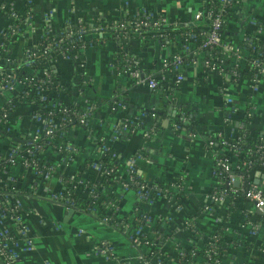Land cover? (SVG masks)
<instances>
[{
    "label": "crops",
    "instance_id": "crops-1",
    "mask_svg": "<svg viewBox=\"0 0 264 264\" xmlns=\"http://www.w3.org/2000/svg\"><path fill=\"white\" fill-rule=\"evenodd\" d=\"M28 2L32 13L22 18L20 31L11 39L7 53L12 61L43 35H58L69 21L86 25L99 17L112 21L147 10L190 24L196 22L194 14L202 8L201 0H0V44L1 31L12 22L8 9L23 11ZM234 2L226 23L229 36L235 42L243 37L264 39V0ZM82 37L96 41L81 48L75 57L58 52L53 66L66 87V94L61 97L91 110L83 124L69 127L64 136L41 153L64 179L37 176L20 164L0 177V200L8 197L19 202L31 241L13 264H148L141 256L148 248L132 244L124 230L103 218L104 211L87 212L54 197L64 191L67 179L74 181L77 194H87L86 182L96 180L101 173L91 162L96 161L95 141L100 138L117 153L122 176L127 175L128 164L133 160L144 179L174 183L170 196L155 193L141 204L142 211L153 218L143 225L146 234L153 235L152 226L157 219L164 226V240L157 248L165 264H177L180 249L193 243V230L184 224L188 220L203 233L222 229L231 245L219 264H264V225L258 217L264 209L250 201L232 205L229 198L211 197L217 186L213 172L215 151L201 130L204 126L207 131L226 137L242 127L264 134V76L254 80L247 72L233 79L209 70L205 65L209 53L196 43H189L181 51L177 36L173 42H161L134 35L126 42V51L138 60L143 71L157 78L158 87L151 88L113 67L118 46L108 33L86 31ZM174 52L184 58V78L178 82L173 75H159L161 62ZM20 88L16 83L11 90L0 91V108L8 99L17 97ZM35 110L34 102L16 101L6 123L9 132L19 139L32 136L42 124ZM174 117L184 126L176 128ZM124 121L131 130L119 137L118 132L123 131L119 129L126 126ZM190 121L195 131L186 127ZM64 143L67 149L75 148L63 150ZM16 145L13 139L0 134V153ZM248 176L264 194V165L251 167ZM137 201L132 189L123 192L118 199V216L136 222ZM102 242L111 246L109 255L97 252ZM0 264H5L2 259Z\"/></svg>",
    "mask_w": 264,
    "mask_h": 264
},
{
    "label": "built area",
    "instance_id": "built-area-1",
    "mask_svg": "<svg viewBox=\"0 0 264 264\" xmlns=\"http://www.w3.org/2000/svg\"><path fill=\"white\" fill-rule=\"evenodd\" d=\"M194 14V20L197 23H201L202 28V39L197 40L195 38V34L189 31L182 32L177 27V23L180 25H184L187 23L181 24V22L177 20H169L164 15H157L147 10L138 11L133 15L126 16V19H116L112 21H107L102 24H99L95 27V34H104L108 33L111 38L114 39L118 48L116 52H122L121 60L124 62L122 67L118 68L113 66L114 68L120 69L122 72H127L136 82L142 84H148L151 88L158 87V80L151 73H147L140 68L138 60L131 56L126 50L125 44L126 42L134 35H138L141 38H157V37H174L177 36L178 43L182 44L181 51H184L187 47H189V43H196L199 49H203L209 53L208 58L205 59V65L209 70L220 71L222 73L230 75L233 79L240 78L244 73H242L239 69L240 58L243 55V49L241 48V44L249 41V37H243L242 41H230L227 37L223 36L220 32V28L227 16V12H231V8L234 6V0H218V6H213L214 8L205 10L203 7ZM8 17L11 19V23L7 25V27L12 26L13 29L7 34L6 28H3L1 31L2 42L0 44V49H4V51L9 50V46L11 43V39L13 36L17 35L19 23L21 22V18H19L18 14L14 11L12 7L8 9ZM79 24V28H71L65 33V37H70L68 40H64L63 37H57L56 42H62V46L66 49L68 48V42L71 41L73 36L75 35V39H81L80 33L81 30L89 29L88 25H84L81 22H77ZM169 29V26H171ZM180 35H185V39L180 40ZM7 37L8 42L5 43L4 38ZM177 41V40H176ZM55 43V42H53ZM53 43H48L44 46L46 50H50ZM255 49V46H252V51ZM219 51V52H217ZM58 52L62 53L66 57H75L76 50H71V55L66 53L63 49ZM57 52V53H58ZM115 52V53H116ZM52 53V52H51ZM228 53H232L231 55ZM25 54V58L21 60L20 67L28 69L29 71L34 73V76H37L34 80V84L36 85V92L40 95V99H44L46 94H56L58 92V87L61 82H56L51 79V65H53V61L56 56H51L46 59L44 66L35 68L33 66L38 65V61L36 59L37 54L35 52H31L28 49H24L23 54ZM57 55V54H56ZM257 56L252 58L251 62L253 64V68L255 72L252 73L248 69L247 72L252 76L254 80H256L259 76H264V52L259 53ZM225 57H229L230 61H233V65H228L225 62ZM7 61L10 60L7 53L0 54V63H2L3 59ZM22 58V57H21ZM184 58L180 52H174L170 58L164 59L161 62L159 75H173V79L175 82L181 81L184 78V74L182 72ZM25 80L15 79V72L11 68H2L0 67V91L3 90H11L16 83L21 85L20 90L17 92V96H25L27 95L26 89L22 87ZM27 82H30V79H27ZM15 98V97H13ZM10 98L7 100L10 101ZM73 102V101H72ZM69 102V103H72ZM6 103V102H5ZM36 104V103H35ZM0 110L3 111V114L0 115V126H7V121L10 117V112L8 111L5 105H3ZM91 108L84 109L81 105V109H78L74 106L65 105L63 106L57 98L47 103L44 106H39L36 104L35 116L42 121L41 126L37 131L32 135V137H40L42 135H49L50 139H54L55 131L63 126L67 121H70V118H67V115H72L77 119L80 124H83L86 120L87 114L89 113ZM226 120H228V116H226ZM182 121V120H181ZM175 127L178 128V124L175 123ZM248 132V133H246ZM251 135H256L255 131H248V129H243L239 133L234 134L232 137L236 139V142H239L243 138H248ZM57 139V138H56ZM258 139L261 143L255 149V153L258 155L259 164L264 165V134L260 132V136ZM102 143L105 141L100 138ZM207 144L209 146H214V141L210 138L207 140ZM220 144L223 145V150L217 152L214 149V155L217 165L220 166V172L227 173L226 176V185L225 189L218 190L217 188L213 191L211 197L215 200H220L224 198H229L228 190L236 191L238 189H243L244 184V175L241 173H233L231 168H240L249 165L250 161L244 160V154H250L251 151L243 152H235L231 151V146L227 140L221 139ZM107 146V145H106ZM37 148H40L41 145H37ZM237 147V146H236ZM14 148H19V145L11 147L7 152L2 153V158H5L7 163L0 168V174L6 175L11 167L16 164H20L26 168L31 169L37 176L41 177H50L52 176L51 171L53 167L51 165H47L42 160H36L31 157V150L29 148H23L20 154L14 155ZM74 149L75 147H70ZM20 150V148H19ZM242 159V164H239L237 161ZM92 165L97 166L102 170L101 174L108 175L112 168L106 169L102 168L100 163H93ZM134 165V161L131 160L127 167V175L122 176L124 179L110 186H104L109 188L111 191L114 189L115 193L113 195L120 197V195L128 189H132L137 198H145L147 199L153 188L150 187L147 189L146 185L139 184L138 181L132 179L129 171L132 169ZM33 167V168H32ZM214 172V170H213ZM219 172V173H220ZM217 177L218 174L214 172ZM62 180L63 177H60ZM73 180V179H72ZM235 180L240 181V185H235ZM74 182V181H73ZM71 182V179L65 180L66 186L63 194L65 193L67 196H64L62 193L60 195L54 196L57 199H61L65 202H73V199L70 197L72 193L75 192L74 183ZM1 183V181H0ZM174 184V183H172ZM95 184L86 182V188L88 192L86 195H91L92 197H101L98 196L97 193L93 192V186ZM131 185H135L138 190L133 189ZM8 184H5L4 187H7ZM98 186V185H97ZM101 189L103 186H98ZM110 193L112 194V192ZM166 193V195H171V187L162 189L161 193ZM245 196L249 199L250 202H253L256 207L260 210L264 209V194L261 189L257 188L255 185H250L245 190ZM118 203L109 202V205L114 206L116 209ZM137 211V207L135 208ZM107 213H110V210H105ZM111 214V213H110ZM112 216V215H111ZM115 217V216H114ZM111 217L106 216L105 220H109ZM148 219H146L147 221ZM139 219L137 218L135 225ZM9 222L10 224H8ZM125 228H129L128 222H120ZM185 225H191V221H185ZM143 226H135L131 228V233L129 237L131 240L138 242L141 247H146L148 250L142 252L141 256L144 257L145 261L148 264H164L163 256L160 253H156L154 257L148 256V253L151 252L153 247H157V244L150 242L147 239L148 234H144ZM154 237H161L162 234L159 232L153 233ZM213 236L209 238L208 242H213ZM31 245V241L28 236V226L25 220V212L20 207L19 202L12 201L8 197H3L0 200V259L4 261L5 264H13L14 261L20 256L21 252L24 251ZM213 250V247L211 248ZM112 251L111 246L102 242L98 246L97 252L102 253L104 255H109ZM194 264H201L199 260L193 262Z\"/></svg>",
    "mask_w": 264,
    "mask_h": 264
},
{
    "label": "trees",
    "instance_id": "trees-1",
    "mask_svg": "<svg viewBox=\"0 0 264 264\" xmlns=\"http://www.w3.org/2000/svg\"><path fill=\"white\" fill-rule=\"evenodd\" d=\"M218 5H219L218 0H205L203 3V7L205 10L212 9ZM29 6H30V2H28L26 4V7L23 11H20L16 8H13V9L18 14L19 18L22 19V18H27V16H25V15H31L32 12L29 10ZM7 14H9V13H7ZM229 18H230V11L227 12V16H226V18H225V20H224V22L220 28V32L223 36L227 37L230 41H234V39H232L231 36H229V32L227 31V28H226V23H227V20ZM119 19H126V17H121ZM104 22H107V21L105 19L99 17L97 20H94L91 23L86 24L90 27L89 29L81 30V32L78 34L82 35V34L86 33V31L94 32L95 27L99 24L104 23ZM170 27H172V25L169 26V29H170ZM71 28L77 29V28H79V24L78 23L74 24V23H72V21H69L62 28V30L60 31V33L58 35L49 36L48 34H45V35H43V37L39 40V42L37 44L28 45L25 47V49H28L31 52H35L37 54L36 59L38 61V65L33 66V67L38 68V67L44 66L46 59L50 58L51 56L55 57L57 52L60 49L61 50L63 49L66 53H68L70 55H71V53H70L71 50L75 49L76 54H78L79 51L81 50V48H83L84 46H87L89 44H92L93 42L96 41V40H92L89 38L88 39L83 38L82 36H81V39H75L76 38V36H75L76 34H75L73 36V38L71 39V41H69L67 43L68 48L65 49L62 46V42H56V38L57 37H63L64 40H68L71 36L65 37V33L68 30H70ZM176 28H178L182 32H185V31H189L190 33L192 32L193 34H195V38L197 40L202 39V31L204 29L202 28L201 23L194 22L191 24H184V25H180L179 23H177ZM12 29H13L12 26L6 28L8 35ZM18 31H20V27L18 28ZM156 39L161 41V42L164 40H171L172 42L175 41L174 37H167V38L166 37H157ZM184 39H185V35H180V40L184 41ZM4 40H5V43L8 42L7 37L4 38ZM53 42H55V43H53ZM48 43H53L50 50H46L44 48V46ZM146 43L147 42H145V44ZM252 46H255V49L253 51H252ZM241 48L246 53L244 52L245 54H243L240 58V62H239L240 71L242 73L246 74L247 70L249 69L250 72L254 73L255 69L253 68V64H252L251 60L254 57H259V56H257L259 53L264 52V39L250 38L249 37V41H246L245 43L241 44ZM4 49H0V54L8 53V51H4ZM217 52H219V51H217ZM228 54L231 55L232 53H228ZM121 56H122V52H119V51L113 55V60H112L113 66H116L118 68L122 67L124 62L121 60ZM21 57L18 58L17 60H14V61H12L11 59L7 61L4 58L2 63H0V67L11 68L14 70L15 79L25 80L24 84H22V87L24 89H26V91H27V95L17 96V97L11 99L10 101H8L4 104L8 111H11V109L15 105L16 101H18L20 99H25V100L34 102V103L38 104L39 106H44L47 103L54 101L56 98H57V101H59L63 106L70 105V106H74L78 109H81V104L79 102L69 103L66 99L61 97V94H64V95L66 94V87L63 85V83H61L60 86L58 87L59 93H56L55 95L54 94H46L44 99L41 100L40 95L36 92V85L34 84V80L36 79L37 76H34V73L29 71L28 69H25V68H22L19 66L20 63H22L21 60L23 58H25V54L21 55ZM224 60H225L226 64H228V65H233V63H234L233 61H230L229 57H225ZM51 70H52L50 73L51 79L58 82L59 78L54 71L53 65H51ZM27 79H30V82H27ZM1 114H3L2 110H0V115ZM67 118H70V121H67L63 126L59 127L55 131L54 139H50L49 135H42L40 137H32V136L22 137V138H20L21 140H18L19 137L10 133L5 125L0 126V134L10 137L17 144H19L20 150H19V148H14V150H13L14 155L20 154L21 150H23L21 147L29 148L32 151L31 152L32 158H34L36 160H42L47 165H51L53 167V169L51 171L52 175H55L58 177H64L62 175V173L59 170H57L53 164L45 161L42 158L41 153H42L43 149H45L46 147H48L50 145H53L55 143L56 138L64 136L66 134L67 130L69 129V127H71L74 124L79 123L77 121V119L70 114L67 115ZM173 120H177L176 123L180 126V128L184 126V123H180L179 120L176 119L175 117ZM125 125L126 126H124V128L119 129V130H123V131L118 132L119 137H123L125 134H129V132L131 130V125L127 124L126 122H125ZM189 126L191 128H193V131H195L194 126L192 125V121H190V124L186 125V127H189ZM120 127H121V125H120ZM238 128H237L238 133L244 129L242 127H238ZM201 130H202V132L206 133L208 138H210L214 141V143H215L214 147H215V150L217 152H220L221 150H223V145L220 144L221 139H225L230 144H232L231 151L233 153H235V152L240 153V152H243V150L251 151L250 154H248V153L244 154V158H243L246 161H250L249 165L246 164L245 166L240 167V168L234 167V168L230 169L233 173H241L244 175L243 189H238L236 191L228 190L229 201L232 205H234L237 201H242L243 203L249 202V199L245 196V190L252 183L249 176H248V170L251 167L258 165L260 162L258 159L257 153L254 152L255 149L258 147V145L261 143V141L258 139V137L260 136V132L256 131V135H251L248 138L246 137V138L241 139L239 142H236V139L233 138L232 136H226V137L220 136L217 131H207L204 126L202 127ZM248 131H252V130H248ZM246 133H248V132H246ZM37 145H41V147L37 148L36 147ZM66 146H67V144L64 143V145L61 147V149L69 150V148L67 149ZM95 146L97 148L96 155H95L96 161L93 160L91 162L92 163H100L102 168H106V169L112 168V170L110 171V173L108 175H103V173L102 174L100 173L99 177L96 180L88 182V183L95 184L92 187L93 192L97 193L98 196L102 195L100 200H98V197H92L91 195L81 196L77 193H72L70 195V197L73 199V202L68 201L66 203L70 207L83 209L84 211L92 212V213H96L95 208L104 209V210L108 209V210H110L111 214L107 213V211L104 212V216H110L111 217L108 220V222L110 224L114 225L115 227H117L121 230H124L123 225L120 222L121 221L128 222L127 218L118 217L116 214L117 209L114 206L109 205V202H114L115 204L118 203L119 197H117L111 193H102L101 189L98 188V186L104 187V186L113 185V184L124 179L122 177L121 172H120L121 163L119 161V158H118L115 150L112 147L106 146V143H102L99 139H97L95 141ZM1 155H2V153H0V168L3 167L7 163L6 159L2 158ZM237 162L239 164H242V159L238 160ZM213 170L216 174H218V176L216 177L217 178L216 188L218 190L225 189L227 187V185L225 183L227 173L220 172V166L217 165L216 160L214 162ZM101 172H102V170H101ZM129 174H131L132 179H135L136 181H138L139 184L146 185L147 189L152 187L153 191L151 189H149L152 191L151 196L155 193H161L162 189H164L166 187L170 188L173 186L172 183L166 182V181H163L160 179H153V180L144 179L141 176V174L138 172V168L136 167V165H133L132 169L129 171ZM0 177H1V174H0ZM131 187L133 189H136V190L140 189V188H137L135 185H131ZM63 195L67 196L65 193ZM144 199L145 198H140L137 201V203H138L137 204V212H138L137 218L139 219V221L134 226H143L146 219H153L145 211H142L141 204H142V202H144L146 200V199L145 200ZM258 217H259V222L264 225V213L260 214ZM188 227L193 230L192 234H193V237L195 239L193 240V243L191 244L190 247L180 249L179 255L175 259L176 263L177 264H187L188 262H195V261L199 260V262L201 264H219V262L222 259V255H223L224 251L231 245V243L228 242L224 238L223 233H222V229L219 228V229L214 230L211 234L210 233L207 234V233H203V232L198 231L194 225H189ZM163 228H164V226L161 224L160 219H157L156 222L154 223V225L152 226V229L154 232H159L161 234L163 232ZM212 236L214 238L213 242H208L209 238ZM147 239L150 240V242L158 245L161 242H163L164 236L154 237V235H152V236H148ZM212 247H213V250H211ZM158 250L159 249L157 247H153L151 249V252L148 253V256L154 257L155 254L158 253ZM162 258H163V263L165 264L164 257H162Z\"/></svg>",
    "mask_w": 264,
    "mask_h": 264
},
{
    "label": "rangeland",
    "instance_id": "rangeland-1",
    "mask_svg": "<svg viewBox=\"0 0 264 264\" xmlns=\"http://www.w3.org/2000/svg\"><path fill=\"white\" fill-rule=\"evenodd\" d=\"M110 189L109 188H107V187H103L102 188V193H110ZM112 194L113 193H115V190L113 189L112 191ZM152 196L150 195L146 200H148V199H150ZM100 198L101 197H99L98 198V200H100ZM137 198V197H136ZM138 200H139V198H137ZM145 200V199H144ZM117 211H116V214H117V216H118V212H119V205L117 204ZM95 211H97V212H99V211H104L105 212V210L104 209H98V208H95ZM135 212H136V210H135ZM105 217L106 216H103V218L105 219ZM119 217V216H118ZM128 220V219H127ZM108 221V220H107ZM130 223H129V225H130V227L129 228H125L124 226H123V229H124V231L126 232V234H127V237H128V239L131 241V243L132 244H134V245H139V243L138 242H135V241H133V240H131L130 239V237H129V234L131 233V228H133V227H135L134 225H135V222H132V221H130V220H128ZM140 246V245H139ZM141 247V246H140Z\"/></svg>",
    "mask_w": 264,
    "mask_h": 264
},
{
    "label": "water",
    "instance_id": "water-1",
    "mask_svg": "<svg viewBox=\"0 0 264 264\" xmlns=\"http://www.w3.org/2000/svg\"><path fill=\"white\" fill-rule=\"evenodd\" d=\"M181 24H183V23L181 22ZM190 24H191V23H190ZM18 140H21V139L18 138Z\"/></svg>",
    "mask_w": 264,
    "mask_h": 264
}]
</instances>
